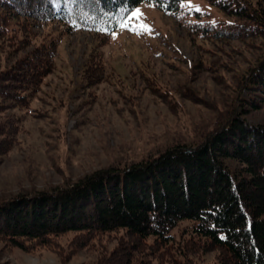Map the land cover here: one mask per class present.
<instances>
[{"label": "trees", "instance_id": "1", "mask_svg": "<svg viewBox=\"0 0 264 264\" xmlns=\"http://www.w3.org/2000/svg\"><path fill=\"white\" fill-rule=\"evenodd\" d=\"M145 1L177 21L189 15L187 0H0V42L24 48L29 28L43 22L107 39ZM208 1L231 20L193 23L194 34L258 39L264 46V0ZM52 58L49 48L37 47L1 71L0 108H27L51 73ZM239 87L244 97L196 144L178 143L67 187L1 200L0 243L28 254L56 252V240L74 234V253L120 234L95 264H148L192 249L217 251L213 264H264V126L246 119L249 109L264 107V57ZM0 142L3 155L10 145Z\"/></svg>", "mask_w": 264, "mask_h": 264}, {"label": "rangeland", "instance_id": "2", "mask_svg": "<svg viewBox=\"0 0 264 264\" xmlns=\"http://www.w3.org/2000/svg\"><path fill=\"white\" fill-rule=\"evenodd\" d=\"M183 5L189 15L177 21L145 1L132 11L139 16L124 22L130 27L107 39L43 22L29 28L24 48L13 51L0 42V73L34 48L53 53L51 73L28 107L0 108V139L10 145L3 155L0 145V201L67 187L178 143L196 144L240 102L239 84L264 57L263 43L204 39L191 31L193 23L231 19L208 0ZM249 111L246 119L264 126V107ZM73 237L57 239L56 252L28 254L0 243V264H95L121 239L115 234L71 253ZM217 255L192 249L161 260L143 257L148 264H213Z\"/></svg>", "mask_w": 264, "mask_h": 264}, {"label": "snow or ice", "instance_id": "3", "mask_svg": "<svg viewBox=\"0 0 264 264\" xmlns=\"http://www.w3.org/2000/svg\"><path fill=\"white\" fill-rule=\"evenodd\" d=\"M197 11H199V9H197ZM138 16H139V11L138 10L134 11V12H132L131 16L128 17V20L130 21L132 18H136ZM120 27L121 28H129L130 24L129 23H121ZM140 28H141L142 31H148V29L145 28L143 25H141ZM131 30L134 31V32H137V30L135 28H132ZM137 34H140V33L137 32Z\"/></svg>", "mask_w": 264, "mask_h": 264}]
</instances>
